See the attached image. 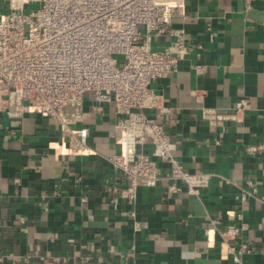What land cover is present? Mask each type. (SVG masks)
I'll list each match as a JSON object with an SVG mask.
<instances>
[{
    "label": "crops",
    "instance_id": "1",
    "mask_svg": "<svg viewBox=\"0 0 264 264\" xmlns=\"http://www.w3.org/2000/svg\"><path fill=\"white\" fill-rule=\"evenodd\" d=\"M7 10L0 0V14ZM172 23L189 52L151 88L168 109L157 120L175 158L207 178L200 197L183 185L168 192L161 165L155 188H140L132 204L121 199L123 177L105 157L118 151L112 135L122 116L112 105L95 112L92 95L80 125L89 156L67 151L50 119L0 112V264H233L209 219L220 229L247 225L242 264H264V152L244 151L264 145V0H182ZM169 41L149 39L153 49ZM243 100L236 119L220 127L203 120L204 109L232 116Z\"/></svg>",
    "mask_w": 264,
    "mask_h": 264
},
{
    "label": "built area",
    "instance_id": "2",
    "mask_svg": "<svg viewBox=\"0 0 264 264\" xmlns=\"http://www.w3.org/2000/svg\"><path fill=\"white\" fill-rule=\"evenodd\" d=\"M4 1L8 10L0 14V112L16 119L29 113L50 119L67 151L89 156L94 151L88 129L80 125L84 98L92 95L95 112L112 105L122 116L112 135L118 151L105 157L123 177L125 186L117 190L121 199L132 204L140 188H155L164 177L161 165L170 182L168 192L178 193L183 185L187 195L198 199L207 178L185 172L175 158V144L157 120L168 109L151 88L175 72L189 52L184 31L172 23L182 15V0ZM252 1L246 0L248 7ZM163 36L170 39L168 45L153 49L149 39ZM245 106L244 100L237 103L232 116L204 109L202 117L220 127ZM244 151L258 156L264 145H248ZM240 200H246L245 193ZM130 217L135 220L133 212ZM209 224L226 256L242 264L251 251L242 240L247 225L220 229L214 219Z\"/></svg>",
    "mask_w": 264,
    "mask_h": 264
},
{
    "label": "rangeland",
    "instance_id": "3",
    "mask_svg": "<svg viewBox=\"0 0 264 264\" xmlns=\"http://www.w3.org/2000/svg\"><path fill=\"white\" fill-rule=\"evenodd\" d=\"M119 61H121V58L119 57Z\"/></svg>",
    "mask_w": 264,
    "mask_h": 264
}]
</instances>
